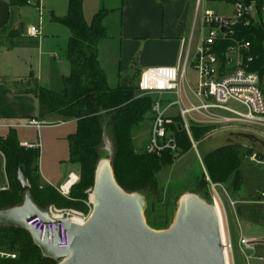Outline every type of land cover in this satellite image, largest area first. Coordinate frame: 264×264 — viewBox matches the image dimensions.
Returning a JSON list of instances; mask_svg holds the SVG:
<instances>
[{
	"label": "trees",
	"instance_id": "obj_1",
	"mask_svg": "<svg viewBox=\"0 0 264 264\" xmlns=\"http://www.w3.org/2000/svg\"><path fill=\"white\" fill-rule=\"evenodd\" d=\"M13 1L19 6L27 4V0ZM83 1L69 0L67 15L55 17L71 33L66 53L71 72L64 79L63 90L56 92L43 87L35 89L40 103L38 118L54 117L75 122V131L68 135L69 162L79 170L80 180L72 187L70 196L77 186L79 192L68 201L54 186H42L40 148L21 146L17 130L11 128L6 136H0V151L5 157V171L9 180V187L0 189V211L20 206L24 202L25 194L18 185L19 170L23 171L30 185L32 200L41 210L54 205L58 208L69 207L84 211L87 207L85 192L93 188L97 164L106 156L105 147L110 142L114 150L112 165L118 183L126 191L138 192L147 198L146 219L154 228L148 216L155 206L173 207L175 211L181 196H171V189L166 191L160 188L157 178L162 170L173 163V155L166 152L160 158L136 151V131L147 120L152 121V97L137 95L138 86L128 80L113 88L108 85L98 60V43L107 35L103 25L105 12L97 13L91 24H88L83 14ZM255 1L258 4L264 2ZM10 34L17 36L19 32L12 29ZM235 38L251 43L250 54L253 61L250 63V70L259 74L264 93V18L254 26L238 27ZM173 129L180 149L179 154L188 153L193 148L188 133L178 126ZM209 131L210 129H205L204 133L199 134L194 129L193 139L200 138ZM250 151L249 147L241 144H228L207 153L203 157V163L209 180L213 184H223L233 176V187L239 190L242 184L240 166L242 159L249 157ZM208 184L204 179L193 192L206 199L209 196ZM166 197L169 199L164 201ZM263 197L260 196L259 200ZM261 207L264 210V205ZM238 216L243 219L241 209H238ZM0 251L16 255L15 259H0V264H58L42 255L30 233L24 229L0 228Z\"/></svg>",
	"mask_w": 264,
	"mask_h": 264
},
{
	"label": "crops",
	"instance_id": "obj_2",
	"mask_svg": "<svg viewBox=\"0 0 264 264\" xmlns=\"http://www.w3.org/2000/svg\"><path fill=\"white\" fill-rule=\"evenodd\" d=\"M111 1L114 2L115 6H112L114 8L100 9L102 3L99 2V10L94 14L95 16L100 11L105 12L103 25L107 35L98 43V60L110 87H116L120 82L135 77L139 80L141 72L150 67L177 66L192 34L193 47L197 44L201 23L196 0ZM37 4V0H32L31 4L27 0L26 6H19V10L13 14L12 0H0V128L6 129L0 136H6L11 128L16 129L17 133L19 130H30L18 125L26 119L38 118L40 103L35 89L43 87L61 92L64 88V79L71 72V64L66 56L71 33L68 27L55 20V17H64L67 14L60 16L54 11L51 13L49 26L52 32L49 34L43 32L44 13L40 19ZM26 7L37 8L39 11V26L43 32L39 38L26 34L27 28L34 26L33 24L24 26L23 14L26 13L24 11ZM115 11H119L120 20L117 21L118 32L113 35L107 31V21L109 15H114ZM64 26L67 31L64 30ZM12 29L17 30L19 34L12 36L10 34ZM196 84L187 78L185 85L188 95ZM41 119L51 122L63 121L54 117ZM18 137L20 143L23 141L33 143L31 140L20 138L19 135ZM0 155L3 157L5 168V157L1 151ZM75 170L76 167L69 159L66 160L60 170V180L53 184L51 175L45 176L40 169L41 184L57 188L68 179L70 173H76ZM8 187L7 177V183L0 185V189ZM223 207L227 239L232 243L234 235L237 234V246L240 249V236H246L241 229L240 231L237 229L240 227V218L235 210L230 207L227 209L224 204Z\"/></svg>",
	"mask_w": 264,
	"mask_h": 264
},
{
	"label": "built area",
	"instance_id": "obj_3",
	"mask_svg": "<svg viewBox=\"0 0 264 264\" xmlns=\"http://www.w3.org/2000/svg\"><path fill=\"white\" fill-rule=\"evenodd\" d=\"M197 10L200 12V29L197 44L193 47V38L188 40V46L181 53L177 66H157L143 70L137 82L141 96L152 97L151 105V129L146 151L148 154L162 157L164 153L179 154V145L175 136L174 127L185 130L195 146L192 136L191 120L194 114L204 115L209 110L219 109L234 112L228 106L235 102L245 109L244 118L251 123H257L264 119V93L261 89V79L257 72L250 70L253 56L250 54L251 43L247 40H239L236 37L238 27H251L264 18V2L258 4L251 0H196ZM209 1H220L232 5L233 12L223 15L205 6ZM31 4L32 0H28ZM40 19H42L43 6L38 1ZM26 34L30 37L42 36L41 26H29ZM231 42L229 45H224ZM193 67L197 73V84L191 88L195 101L191 100L186 91L187 69ZM175 95L177 100L165 102V97ZM177 106L178 111L171 113V109ZM66 121L51 122L47 119L30 118L20 125L25 129H36L51 126L65 125ZM25 148H35L38 145L23 141L20 143ZM80 180L79 174L72 172L68 179L57 191L69 198L72 187ZM209 180V177H208ZM210 181V180H209ZM216 184H213L215 190ZM89 199L86 201L88 211L57 209L54 206L47 210L52 223H45L40 218H33L28 225L38 231L54 233L59 231L60 248H66L70 244L69 232L65 229L62 220L84 225L93 209V188L88 191ZM213 204L219 209L216 197ZM261 240L258 237L241 235L239 247L247 259L251 256L248 252L255 251ZM225 250L232 249L230 240H225ZM0 258L15 259V254L0 251ZM263 259V258H261Z\"/></svg>",
	"mask_w": 264,
	"mask_h": 264
},
{
	"label": "rangeland",
	"instance_id": "obj_4",
	"mask_svg": "<svg viewBox=\"0 0 264 264\" xmlns=\"http://www.w3.org/2000/svg\"><path fill=\"white\" fill-rule=\"evenodd\" d=\"M13 2V14H15L19 10V5L17 2ZM99 2L102 3L100 9L102 7L109 9L115 6L111 0H84L83 13L85 21L88 24H91L94 14L98 12ZM41 3L44 13L43 32L51 34L52 29L49 26L51 13L54 11L57 15H66L69 0H41ZM206 4V7L223 15H230L233 12L232 5L225 2L212 1ZM23 6H26V4ZM24 11H26L23 14L24 26L32 24L39 26V11L37 8L26 7ZM109 16L107 31L114 35L118 32L117 21L120 20L119 11H115L114 15L111 14ZM64 30L67 31L65 26ZM59 35L61 36L60 32ZM187 78L190 82L196 84L197 73L193 70V67H188ZM129 81L137 85L138 77L131 78ZM137 95L141 96L139 92ZM189 96L191 100L195 101L191 92H189ZM177 99L178 97L175 95H168L165 97V102L169 103ZM228 106L234 112L214 109L209 110L204 115H193V119L190 122L193 131L197 129L199 134L204 133L205 129H210V131L200 138H195V146L188 153L173 155V163L158 174V183L160 188L166 191L171 189V196H174L195 191L198 188V183L206 179L209 183V196L205 197V200L213 204V197H216L222 214L226 238H228V235L223 204L227 209L230 207V209L235 210L237 214L238 209H241L243 219L239 217L240 227H237V229H241L246 236L258 237L261 240L257 244L255 251L248 252V255L251 257L247 259V256L237 246L238 235L235 234L232 241L233 248L229 249L230 264H264V210L261 207L264 205V197L262 200H259L260 196H264V119L257 123L248 122L244 118L246 111L241 105L231 102ZM177 111V106L171 109V113H176ZM75 128L74 122H68L65 125L45 127L40 131L36 129L18 131L20 138L31 140L40 148L39 167L45 176L51 175V182L53 184H57L60 180V170L63 168L64 163H66V160L69 159L68 135L73 133ZM150 129L151 120L149 119L143 127H140L136 131L135 148L137 152L143 153L146 151ZM5 132V128H0V134ZM228 144H241L251 149L248 152L249 157L243 158L240 166L242 184L239 190L234 189V177L232 176L227 182L216 185L214 190L213 183L208 180V173L203 163V157L207 153ZM75 171L79 174L77 168ZM6 183L7 176L4 161L0 155V185ZM90 189H87L85 192L87 200L89 199L90 193L88 191ZM78 192L79 186L75 187L71 196L65 200H71ZM167 199L169 197H166L164 201H167ZM54 207L65 210L73 209L69 207ZM87 210V207H85L84 211ZM175 211L173 207L165 208L162 205H157L148 217L154 229L163 230L172 224ZM251 211L252 213H250Z\"/></svg>",
	"mask_w": 264,
	"mask_h": 264
},
{
	"label": "water",
	"instance_id": "obj_5",
	"mask_svg": "<svg viewBox=\"0 0 264 264\" xmlns=\"http://www.w3.org/2000/svg\"><path fill=\"white\" fill-rule=\"evenodd\" d=\"M96 167L94 204L84 225L62 220L70 244L60 248L59 231L47 233L28 225L33 218L54 222L32 200L22 170L18 185L25 194L22 205L0 211V228L28 231L42 255L58 264H227L222 225L217 207L195 192L182 194L172 224L152 228L146 219L147 198L126 191L112 165L113 145Z\"/></svg>",
	"mask_w": 264,
	"mask_h": 264
},
{
	"label": "bare ground",
	"instance_id": "obj_6",
	"mask_svg": "<svg viewBox=\"0 0 264 264\" xmlns=\"http://www.w3.org/2000/svg\"><path fill=\"white\" fill-rule=\"evenodd\" d=\"M94 198V196H93ZM219 208V207H218ZM218 213L220 215V219H221V225H222V234H223V237L225 240H227L226 238V233H225V230H224V223H223V219H222V214H221V211H220V208L218 209ZM229 249L226 250V261H227V264H230V259H229Z\"/></svg>",
	"mask_w": 264,
	"mask_h": 264
}]
</instances>
